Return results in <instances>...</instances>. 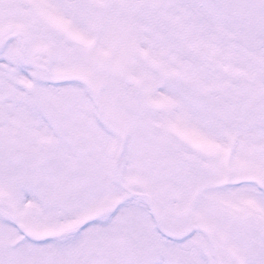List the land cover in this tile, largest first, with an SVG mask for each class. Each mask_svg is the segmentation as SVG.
<instances>
[{
  "label": "snow or ice",
  "instance_id": "snow-or-ice-1",
  "mask_svg": "<svg viewBox=\"0 0 264 264\" xmlns=\"http://www.w3.org/2000/svg\"><path fill=\"white\" fill-rule=\"evenodd\" d=\"M0 264H264V0H0Z\"/></svg>",
  "mask_w": 264,
  "mask_h": 264
}]
</instances>
